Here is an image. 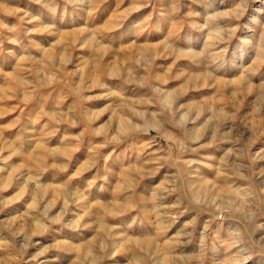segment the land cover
Masks as SVG:
<instances>
[{
    "label": "rangeland",
    "instance_id": "obj_1",
    "mask_svg": "<svg viewBox=\"0 0 264 264\" xmlns=\"http://www.w3.org/2000/svg\"><path fill=\"white\" fill-rule=\"evenodd\" d=\"M0 264H264V0H0Z\"/></svg>",
    "mask_w": 264,
    "mask_h": 264
}]
</instances>
